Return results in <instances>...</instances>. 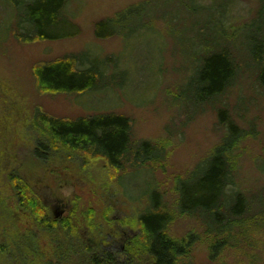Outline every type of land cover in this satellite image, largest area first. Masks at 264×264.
<instances>
[{
    "label": "trees",
    "instance_id": "1",
    "mask_svg": "<svg viewBox=\"0 0 264 264\" xmlns=\"http://www.w3.org/2000/svg\"><path fill=\"white\" fill-rule=\"evenodd\" d=\"M75 1L0 0V46L8 39L32 45L77 37L81 30L75 22L78 16L72 7ZM159 5V0L139 3L95 24L98 40L121 36L125 44L131 41L135 45L126 44L131 49L128 58L103 56L102 48L91 44L81 51L39 62L33 69L41 94L84 98V101L79 100L86 107L90 106L89 110L96 111L70 119L35 109L33 128L39 136L28 150L29 160L37 168L35 172L40 176L42 171L57 167V160L68 158L79 162L83 170L92 163H103L123 186L122 177L130 173H149L156 183L155 188L134 220L127 217L119 222L112 220L108 234L96 238L92 233L99 225L94 211L75 208L67 217L65 214L61 218L51 217L44 199L30 180L9 162L4 168L5 161L0 158L1 175H5L6 184L14 193L17 212L30 216L36 229L45 228L51 234L57 230L63 232L65 239H59L55 246L57 252L69 253L72 257L74 262L67 261V264H179L189 257L198 237L194 233L182 239L169 235L178 215L201 221L205 237L210 238L212 244L213 264L228 247L240 244L255 247L254 237L264 229V189L248 193L237 186L240 148L255 137L256 129L240 124L248 114L244 97L241 96L236 105L237 113L232 110L229 98L244 79H252V84L264 93V0H260L255 16L247 22H242L244 18L235 12L237 0H170L167 5L171 19L188 21L183 27L168 28L169 36L197 41L192 50L197 60L195 73L184 82L174 101L186 114L185 122L193 115L214 110L225 130L222 142L205 164L176 181L175 210L169 208L154 171L155 165L167 159L165 146L149 140L135 143L132 118L111 110L121 97L142 103L147 91L137 94V90L149 74L156 76L152 88L160 86L161 78L155 69L163 63L165 50L160 49L155 55V48L150 52L141 47L151 46L158 37L156 33L164 39L155 22L165 21L168 15L154 10ZM5 12L10 17L9 22L3 17ZM123 59L129 61L131 68L121 67ZM132 76L134 79L128 85V78ZM257 162L264 175V156ZM3 215L10 213L4 193L0 191V217ZM128 229L134 233L127 235ZM84 235L91 238L87 240ZM67 240L70 242L66 245ZM24 245L29 250L26 256L31 264L35 251L32 238ZM119 245L123 248L117 249ZM64 246L69 248L61 252ZM38 255L39 252L33 256Z\"/></svg>",
    "mask_w": 264,
    "mask_h": 264
},
{
    "label": "rangeland",
    "instance_id": "2",
    "mask_svg": "<svg viewBox=\"0 0 264 264\" xmlns=\"http://www.w3.org/2000/svg\"><path fill=\"white\" fill-rule=\"evenodd\" d=\"M146 1L150 0H76L72 7L78 13L75 22L81 30L77 37L32 45H21L8 39L0 46V158L5 161L3 167L6 168L5 165L9 162L30 180L44 199L42 200L53 218L56 209L64 210V217L69 216L75 208L80 211H94L96 217L93 218L99 225L92 233L96 238L108 234V225L112 220L119 222L124 217L134 220L138 212L146 206L145 201L148 203L156 183L149 173L138 171L122 177L123 186L114 174L104 168L103 163H92L83 170L79 162L69 161L68 158L57 160V167L48 168L38 176L35 172L37 168L32 166L28 155V150H31L39 136L33 128L35 109L40 108L50 115L70 119L92 115L96 111L89 110L90 106L86 107L79 100L84 101V98L65 94H41L36 87L33 69L39 62L81 51L91 44L101 47L103 56L128 58L131 49L127 45L135 46L131 41L126 42V45L121 36L98 40L94 27L99 20L114 17L130 6ZM159 2V7L154 10L168 15L165 21L161 19L155 22L164 39L156 33L158 37L153 40L151 46L141 47L150 52L155 48V55L160 49L165 50L163 63L155 69L161 78L160 86L157 89L152 88L156 76L149 74L137 90V94H141L143 90L147 91L146 99L143 98L142 103L121 97L117 104L112 105L111 110L132 118L135 143L149 140L165 146L167 159L155 165L154 171L157 184L165 193L169 208L175 210L176 181L188 177L197 171L200 165L205 164L214 148L222 142L225 130L218 123L214 110L193 115L187 122L184 121L188 118L174 98L184 82L187 83L189 77L195 73L197 60L192 56V50H195L193 44L196 45L197 41H183L169 36L168 28L173 25L183 27L184 24L188 25V21L171 19L172 15L167 7L170 0ZM259 5L260 0H237L235 12L244 18L242 22H247L246 20L255 16ZM3 17L9 22L10 17L6 12ZM175 31L177 36L178 28ZM123 61L125 59L122 60V68H131L129 61H125V64ZM128 79L129 85L134 76ZM252 82V79H244L229 95L234 107L232 110L236 113V105L240 97H244L248 103V114L243 120L239 119L240 124L248 129L250 126L256 129L255 137L249 138L240 148L237 186L248 193L264 189V175L257 162L264 156V93ZM4 176L0 170V191L4 193L10 215L0 217V264H29V257L26 256L29 250L24 245L29 237L32 238L35 248L31 264H51L49 261H52V264H67V261H73L72 257L68 256L69 253L56 251L55 245L59 239H65L61 230L51 234L52 232L45 228L36 229L30 216L17 212L18 204ZM65 205H69V208ZM127 233L130 235L134 231L128 229ZM190 233H194L198 241L192 246L189 257L179 264H213L210 258L212 244L210 238L205 237V228L201 221L194 217L178 215L169 235L182 239ZM89 235H84V238L88 240L91 238ZM254 240L257 243L255 247L244 244L228 247L215 264H264V229ZM67 242L70 241L67 240L66 245ZM68 248L64 246L61 252L67 251ZM122 248L123 246L119 245L117 249ZM38 252L40 255L34 257Z\"/></svg>",
    "mask_w": 264,
    "mask_h": 264
},
{
    "label": "water",
    "instance_id": "3",
    "mask_svg": "<svg viewBox=\"0 0 264 264\" xmlns=\"http://www.w3.org/2000/svg\"><path fill=\"white\" fill-rule=\"evenodd\" d=\"M64 214H65L64 210H61V209H56L55 210V217L56 218H61V217H63Z\"/></svg>",
    "mask_w": 264,
    "mask_h": 264
}]
</instances>
